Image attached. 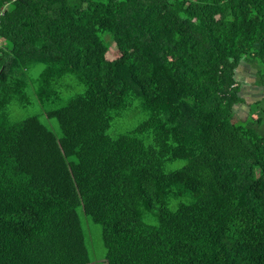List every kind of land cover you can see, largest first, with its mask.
<instances>
[{
	"label": "trees",
	"instance_id": "1",
	"mask_svg": "<svg viewBox=\"0 0 264 264\" xmlns=\"http://www.w3.org/2000/svg\"><path fill=\"white\" fill-rule=\"evenodd\" d=\"M0 22V264H92L81 205L105 264H264V97L239 78L264 85V0H0ZM65 92L61 139L10 122Z\"/></svg>",
	"mask_w": 264,
	"mask_h": 264
},
{
	"label": "rangeland",
	"instance_id": "2",
	"mask_svg": "<svg viewBox=\"0 0 264 264\" xmlns=\"http://www.w3.org/2000/svg\"><path fill=\"white\" fill-rule=\"evenodd\" d=\"M108 42H111V37L106 36ZM121 51L116 42H114L108 52V58L110 60L119 58L121 56ZM255 63L254 62H243V65L239 68V78L241 82L244 83V88L242 91V96L247 99V103H253L264 97L263 84H260L259 77L256 75ZM41 71V67H36L30 74L32 80L36 79ZM248 84L249 86H246ZM70 98V94L65 92L59 100L56 102H50L43 104L40 102L36 94H31L30 102L26 106H21L19 104H14L13 112H11L10 122L17 123L21 120L27 119L29 117H37L40 122L45 125L51 132L55 134L58 139L62 138L61 129L58 121L49 115V112L63 107L67 104ZM247 105V104H246ZM264 108V104L259 107ZM240 111V118L244 119L247 111V106L243 103L238 105ZM258 115H263L261 111L257 112ZM147 120V112L142 108V105L138 102L130 108V110L121 117L116 118L109 130V134L116 138L125 134L129 131L135 130L139 125ZM264 130V128H262ZM75 161L76 159H70ZM183 166L182 162H176L173 167L180 168ZM78 214L81 218V222L85 231L87 252L90 258L93 260L92 264H105L101 262V258L106 255L105 244L102 240V229L101 225L92 221V219L86 214L83 206L78 207ZM151 224H157L158 220L151 215L150 220H146Z\"/></svg>",
	"mask_w": 264,
	"mask_h": 264
},
{
	"label": "built area",
	"instance_id": "3",
	"mask_svg": "<svg viewBox=\"0 0 264 264\" xmlns=\"http://www.w3.org/2000/svg\"><path fill=\"white\" fill-rule=\"evenodd\" d=\"M0 27H1V22H0ZM0 41H1V38H0Z\"/></svg>",
	"mask_w": 264,
	"mask_h": 264
}]
</instances>
